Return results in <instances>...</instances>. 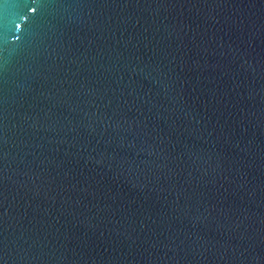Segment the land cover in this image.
<instances>
[{
  "label": "water",
  "instance_id": "obj_1",
  "mask_svg": "<svg viewBox=\"0 0 264 264\" xmlns=\"http://www.w3.org/2000/svg\"><path fill=\"white\" fill-rule=\"evenodd\" d=\"M0 264H264V0H0Z\"/></svg>",
  "mask_w": 264,
  "mask_h": 264
}]
</instances>
